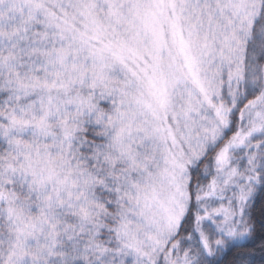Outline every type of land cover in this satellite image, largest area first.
I'll return each instance as SVG.
<instances>
[{"label": "snow or ice", "instance_id": "obj_1", "mask_svg": "<svg viewBox=\"0 0 264 264\" xmlns=\"http://www.w3.org/2000/svg\"><path fill=\"white\" fill-rule=\"evenodd\" d=\"M0 264H264V0H0Z\"/></svg>", "mask_w": 264, "mask_h": 264}]
</instances>
